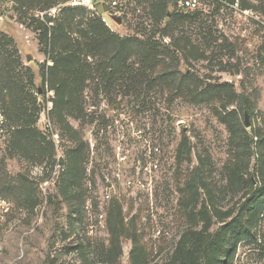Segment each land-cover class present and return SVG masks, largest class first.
I'll use <instances>...</instances> for the list:
<instances>
[{
  "label": "rangeland",
  "instance_id": "obj_1",
  "mask_svg": "<svg viewBox=\"0 0 264 264\" xmlns=\"http://www.w3.org/2000/svg\"><path fill=\"white\" fill-rule=\"evenodd\" d=\"M175 1L0 0V264H264V0Z\"/></svg>",
  "mask_w": 264,
  "mask_h": 264
},
{
  "label": "trees",
  "instance_id": "obj_2",
  "mask_svg": "<svg viewBox=\"0 0 264 264\" xmlns=\"http://www.w3.org/2000/svg\"><path fill=\"white\" fill-rule=\"evenodd\" d=\"M71 11L74 12L76 10L74 9ZM82 12L84 13V10H82ZM93 21L94 19L91 20V22ZM100 26L101 24L99 23V27ZM134 43L141 44L143 46L146 45L143 42H137L133 40L125 41L126 46L130 49H133L132 45L135 46ZM161 51H165V49L161 48ZM23 70L27 69H25L20 63L19 54L12 39L7 38L3 33L0 32V94L3 98H11L14 92L11 83L18 82V80L15 79H20L21 73L25 74ZM199 181V171L197 169H194L192 175L189 178V185L196 186ZM22 182L24 181L22 180ZM110 230L113 231V227H111V225Z\"/></svg>",
  "mask_w": 264,
  "mask_h": 264
},
{
  "label": "built area",
  "instance_id": "obj_3",
  "mask_svg": "<svg viewBox=\"0 0 264 264\" xmlns=\"http://www.w3.org/2000/svg\"><path fill=\"white\" fill-rule=\"evenodd\" d=\"M175 7L180 10L193 12L197 10L198 3L196 0H177L175 1Z\"/></svg>",
  "mask_w": 264,
  "mask_h": 264
},
{
  "label": "water",
  "instance_id": "obj_4",
  "mask_svg": "<svg viewBox=\"0 0 264 264\" xmlns=\"http://www.w3.org/2000/svg\"><path fill=\"white\" fill-rule=\"evenodd\" d=\"M106 7H97V14L98 15H101L102 13H105L106 12ZM246 119H247V116H245V125H246V127H248V123H247V121H246Z\"/></svg>",
  "mask_w": 264,
  "mask_h": 264
}]
</instances>
